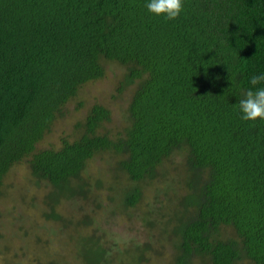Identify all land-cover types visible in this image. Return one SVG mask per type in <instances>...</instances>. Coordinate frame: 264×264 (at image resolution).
Listing matches in <instances>:
<instances>
[{"label":"trees","instance_id":"obj_1","mask_svg":"<svg viewBox=\"0 0 264 264\" xmlns=\"http://www.w3.org/2000/svg\"><path fill=\"white\" fill-rule=\"evenodd\" d=\"M147 2L0 0V186L23 165L47 187L41 214L56 221L61 198L100 205L86 196L85 172L107 154L128 182L118 196L127 209L139 184L165 179L159 170L177 154V184L186 191L175 197L180 214L170 215L173 264L195 256L264 264V120L243 121L236 107L251 77L264 74V0H183L173 21L149 14ZM109 63L123 70L117 90L128 91L123 122L107 128L109 109L93 102L70 135L41 145L66 104ZM98 213L72 212L71 227L88 233L69 234L44 264L137 263L138 256L122 260L127 250L118 255Z\"/></svg>","mask_w":264,"mask_h":264},{"label":"rangeland","instance_id":"obj_2","mask_svg":"<svg viewBox=\"0 0 264 264\" xmlns=\"http://www.w3.org/2000/svg\"><path fill=\"white\" fill-rule=\"evenodd\" d=\"M122 71L121 67L109 63L101 78L84 84L78 96L66 104L63 116L52 123L49 132L43 136L41 145L56 144L59 136L70 135L73 125L80 121L86 108L93 102L101 103L109 109L107 128L120 125L128 97L126 88L118 91L116 87ZM77 99L81 102V107L75 109L74 102ZM179 161L180 157L174 154L159 170L165 178L163 182L159 179L147 184L140 183L142 192L136 204L122 209L118 208V196L123 185L128 182L123 173L113 169L114 159L111 156L96 155L85 172L89 182L86 196L94 199L100 197V205L84 202L88 198H76L75 203L61 198L55 208L56 214L60 216L56 221L41 214L46 208L42 199L48 191L47 187L33 183L23 165H14L0 186V264H44L48 256L62 253L60 247L63 241H67L69 234H73V238L77 232L88 233L75 225L71 227V219H68L72 212L83 214L91 208H99L95 220L108 239H113L117 244L118 255L129 251L122 256V260L138 256L135 264H173L176 250L173 249V240L168 233L177 220L174 219V212L170 215L172 211L180 214L175 197L186 191V188L177 184ZM164 181L170 182L174 190L169 187L167 189ZM108 196L111 197L110 200ZM61 217L69 221L66 220L64 227ZM71 238L70 242H74ZM48 250L50 254L46 256ZM34 255L38 260L33 258ZM192 264L207 263L203 258L195 256Z\"/></svg>","mask_w":264,"mask_h":264},{"label":"clouds","instance_id":"obj_3","mask_svg":"<svg viewBox=\"0 0 264 264\" xmlns=\"http://www.w3.org/2000/svg\"><path fill=\"white\" fill-rule=\"evenodd\" d=\"M145 8L151 15L164 16L166 20L173 21L183 11V0H148ZM250 85L236 107L243 121L264 120V74L252 76Z\"/></svg>","mask_w":264,"mask_h":264}]
</instances>
